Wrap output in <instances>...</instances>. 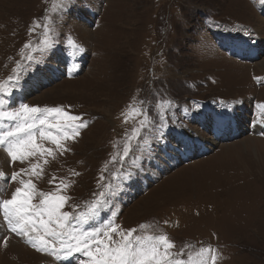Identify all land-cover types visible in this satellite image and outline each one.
I'll return each mask as SVG.
<instances>
[{
  "label": "rangeland",
  "instance_id": "374dc122",
  "mask_svg": "<svg viewBox=\"0 0 264 264\" xmlns=\"http://www.w3.org/2000/svg\"><path fill=\"white\" fill-rule=\"evenodd\" d=\"M262 6L261 0H0V84L7 86L17 62L29 64L22 60L30 52L26 43L41 49L45 25L58 41L54 50L32 52L35 61L23 71L20 87L0 100L9 107H61L88 125L65 142L69 150L62 155L44 141L55 151V158H44L47 164L39 157L12 162L0 149V171L10 177L39 160L42 175L21 178H31L43 192L70 182L67 212L74 206L82 211L111 183L115 195L93 226L111 219L121 230L165 234L173 253L183 249L182 259L195 261L200 248L211 247L216 264H264ZM69 38L82 48L75 56ZM240 44L244 57L238 58L234 48ZM130 106L145 110L152 123L121 163L125 140L142 119L125 123ZM232 113L235 123L227 119ZM217 115L225 118L218 138L212 133ZM253 123L260 125L253 129ZM177 136L198 137L208 154L196 149L187 157ZM53 176L57 180L49 183ZM19 186L0 180V199H10ZM80 259L35 251L0 216V264Z\"/></svg>",
  "mask_w": 264,
  "mask_h": 264
},
{
  "label": "snow or ice",
  "instance_id": "6c2138e0",
  "mask_svg": "<svg viewBox=\"0 0 264 264\" xmlns=\"http://www.w3.org/2000/svg\"><path fill=\"white\" fill-rule=\"evenodd\" d=\"M264 3V0H261ZM62 7L61 5L57 6ZM39 26V25H38ZM45 38L40 41L41 49L54 50L58 41L49 35L48 25L44 26ZM250 39L252 34H248ZM67 46L72 49V55L82 51V48L71 38ZM24 49H30L26 57L28 65L17 62L13 69L14 75L8 77L7 86L0 84V96H11L13 90L20 87V79L24 70L35 57L32 52L41 49L32 48L26 43ZM75 65H73V71ZM170 106L171 102H167ZM164 107L163 104L157 106ZM159 115L163 121L164 112ZM142 117L139 126L132 129L131 135L125 140L122 155L119 159L122 163L132 151L131 142L141 136L144 128L152 123L148 113L143 109L130 106L129 114L125 116V123L130 118ZM7 123L5 130L4 125ZM87 122L81 116L72 115L61 107L40 108L20 103L18 107H9L4 100H0V149H2L12 162L24 163L30 158L39 157L47 164L45 157L55 158V151L45 147L44 141L55 145L62 155L68 151L65 142L75 140L86 128ZM160 127H164L161 123ZM117 157H112L116 162ZM43 169L39 160L31 163L27 169L21 172H13L10 177L0 171V180L18 181L19 187L12 193L10 199H0V216L7 225L10 233L26 239V242L37 252L47 254L57 260L68 259L79 254L82 259L78 264H216L217 255L211 247H202L196 253L197 260L191 256L182 259L183 249L173 253L175 245L165 234L141 235L136 234V229L121 230L120 225L111 219L107 223H101L99 227L93 226L99 212L108 203L109 196L115 195L114 186L111 183L103 184L96 198L83 206L82 211H77L74 206L72 212L64 211L69 196L65 195L69 183L61 180L53 191H38L31 178L25 180L22 174L41 176ZM79 175V173H75ZM102 176L100 180L102 181ZM57 177L53 176L49 183H54ZM34 203V201H37ZM91 227V230H88ZM145 229L146 225H141ZM115 237V238H114ZM7 243V238L4 239ZM86 258V259H85Z\"/></svg>",
  "mask_w": 264,
  "mask_h": 264
},
{
  "label": "bare ground",
  "instance_id": "6f19581e",
  "mask_svg": "<svg viewBox=\"0 0 264 264\" xmlns=\"http://www.w3.org/2000/svg\"><path fill=\"white\" fill-rule=\"evenodd\" d=\"M245 5H247V4H245ZM257 31H258V33H259V36L262 35V32H263V31H261V28H258ZM263 39H264V38H263ZM263 39H262V40H263ZM262 47H263V45H262ZM251 50H253V49H251ZM258 51H259V50H258ZM249 54H250V55L255 54V51H250ZM261 59H263V58H260L259 61H261ZM257 63H258V62H257ZM257 63H256V64H257ZM260 63H261L260 65L257 64V65H259V66H258V69H259V70H262V69H264V59H263ZM257 65H256V66H257ZM259 125H260L259 123H258V124H257V123L254 124V123H253V124L251 125V127H252L253 129H256V128L259 127ZM210 126H211V124H210ZM223 129H225V128H223ZM221 136H224V135H221Z\"/></svg>",
  "mask_w": 264,
  "mask_h": 264
}]
</instances>
